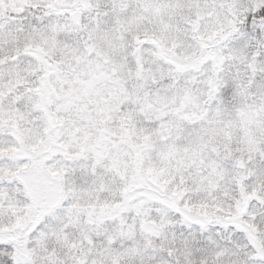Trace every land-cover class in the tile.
<instances>
[{"label":"snow or ice","instance_id":"snow-or-ice-1","mask_svg":"<svg viewBox=\"0 0 264 264\" xmlns=\"http://www.w3.org/2000/svg\"><path fill=\"white\" fill-rule=\"evenodd\" d=\"M0 264H264V0H0Z\"/></svg>","mask_w":264,"mask_h":264}]
</instances>
